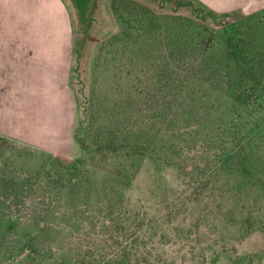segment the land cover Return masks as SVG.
<instances>
[{
    "label": "rangeland",
    "instance_id": "1",
    "mask_svg": "<svg viewBox=\"0 0 264 264\" xmlns=\"http://www.w3.org/2000/svg\"><path fill=\"white\" fill-rule=\"evenodd\" d=\"M65 1L74 122L0 135V264H264V10Z\"/></svg>",
    "mask_w": 264,
    "mask_h": 264
},
{
    "label": "crops",
    "instance_id": "2",
    "mask_svg": "<svg viewBox=\"0 0 264 264\" xmlns=\"http://www.w3.org/2000/svg\"><path fill=\"white\" fill-rule=\"evenodd\" d=\"M204 2L216 11L224 4ZM255 4L247 0L243 6L248 5V13L264 10V0ZM234 10L240 9L223 12ZM69 78L66 1L0 0V135L49 151L68 144L74 116L70 100L61 103L60 96H70Z\"/></svg>",
    "mask_w": 264,
    "mask_h": 264
},
{
    "label": "trees",
    "instance_id": "3",
    "mask_svg": "<svg viewBox=\"0 0 264 264\" xmlns=\"http://www.w3.org/2000/svg\"><path fill=\"white\" fill-rule=\"evenodd\" d=\"M206 7H208V6H206ZM208 8L211 10V13H215V14L218 13L217 11L213 10L212 8H210V7H208ZM229 13H231V12H229ZM222 14L225 15V14H228V12H223ZM129 21H130L129 23H126V26L129 25L128 29L133 27L132 25H130L132 23L131 19ZM152 21H153V18L149 17L148 23L151 24V23H153ZM142 22H144V21H142ZM209 41H210V39L207 42H209ZM209 46H210V43L208 44V47ZM2 137H4V136H2ZM220 153H221V156H226L229 152L224 150L223 152H220ZM115 255L116 256H114L113 258L109 259L107 261V263H105V264H131L130 257L129 258L128 257H124L123 258V257L120 256L121 255L120 252L116 253ZM98 263H100V262L96 258L95 259L94 258H91V259L85 258V259H82L80 261H78V260L70 261L69 263L64 262V264H98Z\"/></svg>",
    "mask_w": 264,
    "mask_h": 264
}]
</instances>
